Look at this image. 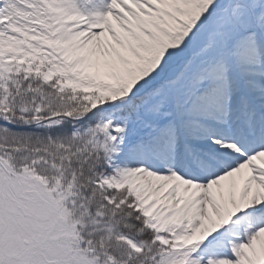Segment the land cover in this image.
Listing matches in <instances>:
<instances>
[{
  "label": "rangeland",
  "instance_id": "rangeland-1",
  "mask_svg": "<svg viewBox=\"0 0 264 264\" xmlns=\"http://www.w3.org/2000/svg\"><path fill=\"white\" fill-rule=\"evenodd\" d=\"M40 52L96 83L149 75L115 97L127 105L110 121L122 123L110 138L118 156L111 181L142 212L151 233L142 244L164 246L149 264L264 260V251L240 238L255 232L264 241V192L252 189L264 186V0H0V71L12 72L18 55ZM132 107L134 118L121 122ZM102 121L93 118L90 135L109 128ZM241 164L250 171L246 178L239 170L238 201L250 192L258 209L224 224L226 206L207 183ZM168 175L179 181L164 190ZM33 182L21 186L0 172V264H91L70 252L71 223L54 233L40 195L45 186ZM187 224L200 226L198 238L215 237L189 247ZM217 246L220 253L207 250Z\"/></svg>",
  "mask_w": 264,
  "mask_h": 264
},
{
  "label": "trees",
  "instance_id": "trees-1",
  "mask_svg": "<svg viewBox=\"0 0 264 264\" xmlns=\"http://www.w3.org/2000/svg\"><path fill=\"white\" fill-rule=\"evenodd\" d=\"M45 56L18 55L12 72L0 71V119L26 126L0 125V172L21 186L43 183L40 195L54 216V233L59 235L63 221L72 225V255L91 264H149L164 246L142 244L151 233L142 212L132 207L131 196L111 181L118 156L110 146L113 130L122 126L110 121L127 105H118L115 97L146 83L149 75L132 84L96 83ZM133 107L121 122L132 112L134 118ZM96 117L110 125L93 137L88 131ZM152 139L146 134L144 142Z\"/></svg>",
  "mask_w": 264,
  "mask_h": 264
},
{
  "label": "bare ground",
  "instance_id": "bare-ground-1",
  "mask_svg": "<svg viewBox=\"0 0 264 264\" xmlns=\"http://www.w3.org/2000/svg\"><path fill=\"white\" fill-rule=\"evenodd\" d=\"M60 12H65L63 14H66V10L60 7ZM262 65H264V61L260 62ZM257 73L259 72L258 69ZM255 70V71H256ZM239 84L241 86V94L244 93V95L246 96L245 98H249L250 99V95L248 93V90L246 88V82L240 78L239 79ZM264 114V113H262ZM249 115V113H248ZM199 142V141H197ZM210 143H216L215 141L210 142ZM166 169V168H165ZM239 170L244 171L246 178L249 176V172H247L249 170L247 164H241L239 166V169L235 170L234 172L231 173H224L218 180L216 181H211L208 184V187L211 188L213 194L215 195V197L218 199V201L222 204L226 206V209L224 208V210L222 211L224 213L225 219H224V224L228 223L232 218H235L237 216H240L242 214H245L247 212H254L255 210L258 209V207L255 205L256 202H253V200H251V194L246 193L244 196L241 197L240 201H238V199L240 198V194H241V188L244 185V180L241 178L240 174H239ZM247 170V171H246ZM250 171V170H249ZM167 183L165 184V188L170 187L172 184V182H178L177 180H175L174 178H172L170 175L167 176ZM184 186H188L190 185V182L184 181L183 182ZM195 186H197V184H194ZM252 189L256 190L258 192V194H262L264 192V186L262 184H253L252 185ZM163 190V189H162ZM192 190V189H191ZM178 198L177 195H173L172 198L170 199V203L169 205H171L176 199ZM205 200V204L207 206H209V201L207 199ZM164 208L166 206H163ZM234 216V217H233ZM222 223V225H224ZM221 225V226H222ZM221 228V227H220ZM194 231H191V230ZM220 231V229H219ZM218 231V232H219ZM185 232L188 233V237H194L192 243L189 244V247L193 245L195 246H199L202 242H200V240L204 239L203 237L198 238L197 235H199L201 233V229L200 226L197 224V226L191 227L188 224L185 226ZM247 236H241V242L242 243H248L250 242L252 244V247L254 249V251H258V250H262L264 251V241L261 239L260 234H257L255 232H247L246 234ZM215 236L210 235V236H205V241L209 240L211 238H214ZM196 243V244H195ZM250 244V245H251ZM242 245V244H241ZM251 247V246H250ZM208 251L211 252H221V249L217 248H208ZM204 254V252H203ZM260 264L264 263V260L259 261Z\"/></svg>",
  "mask_w": 264,
  "mask_h": 264
},
{
  "label": "water",
  "instance_id": "water-1",
  "mask_svg": "<svg viewBox=\"0 0 264 264\" xmlns=\"http://www.w3.org/2000/svg\"><path fill=\"white\" fill-rule=\"evenodd\" d=\"M0 125H5V126H8V127H15V128H22L20 126H16L14 125L12 122L10 121H5V120H0Z\"/></svg>",
  "mask_w": 264,
  "mask_h": 264
}]
</instances>
